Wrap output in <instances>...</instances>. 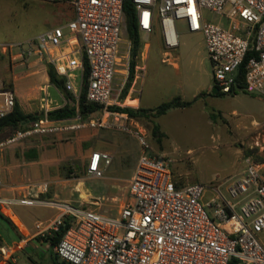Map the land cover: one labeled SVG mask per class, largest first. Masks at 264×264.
Instances as JSON below:
<instances>
[{"label":"built area","instance_id":"obj_1","mask_svg":"<svg viewBox=\"0 0 264 264\" xmlns=\"http://www.w3.org/2000/svg\"><path fill=\"white\" fill-rule=\"evenodd\" d=\"M68 4L73 17L25 42L0 45L3 54L25 68L53 66L78 102L86 69L87 100L100 106L102 119L83 121L81 116L51 120L48 112L54 101L42 93L44 117L16 131L0 144L14 143L31 136L53 135L82 127L119 128L130 132V118L116 108L136 110L132 96L147 74V39L161 26L165 52L162 62L176 66L173 53L179 48L176 22L182 21L190 33L204 37L213 69L214 87L223 95L247 93L264 98V0H130L144 39L143 62L134 69L131 80V43L123 51L127 33L124 0H38ZM208 11L227 21V27L209 23ZM146 55V56H145ZM13 62V63H14ZM121 69V71H120ZM130 88L125 98L124 92ZM51 85V84H50ZM54 87V86H53ZM13 89L0 83V120L13 113ZM131 100V101H130ZM142 152L129 184L128 200L115 218L69 203L38 201L29 195L16 202L37 203L53 208L56 216L36 225V236L48 237L65 229L54 247L66 264H264V165L246 160L244 173L229 184V197L216 195L203 202L206 187L200 183L181 184L170 170V159L155 155L146 133L133 132ZM102 163L111 158L93 153L88 174L103 176ZM2 162L0 157V186ZM46 193L48 183L35 187ZM14 201L0 199L1 206ZM209 210L213 211V215ZM11 256L0 248V264Z\"/></svg>","mask_w":264,"mask_h":264},{"label":"rangeland","instance_id":"obj_2","mask_svg":"<svg viewBox=\"0 0 264 264\" xmlns=\"http://www.w3.org/2000/svg\"><path fill=\"white\" fill-rule=\"evenodd\" d=\"M72 15L70 6L64 2L0 0V45L25 42L65 23ZM205 17L209 23L218 24L221 21V26L227 27V21L217 15L206 11ZM176 28L179 48L173 55L178 58V68L162 62L165 47L160 25L155 27L147 39L149 48L145 60L147 74L144 78L143 107L156 108L177 96L185 101H193L199 96L190 108L173 109L158 119L141 118L135 119L136 122L128 121L127 126L132 133L117 127L87 126L73 133L72 138L59 139L61 133L36 137L38 143L35 146L41 153L42 161L52 166V175H57L63 182L71 181L72 187L62 189L64 193L68 190L73 194L69 204L92 209L112 218L119 215L121 205L129 198L127 193L129 180L127 181L126 177L130 175L142 152L138 140L136 145L127 139L137 130L146 133L150 149L155 155L171 160L170 170L176 181L181 184L200 183L206 187L204 203L216 195L229 197L227 188L243 174L246 160L264 164V104L257 99L258 96L247 93L240 92L236 96L213 94L215 88L213 69L207 56L203 35L190 33L182 21L176 22ZM144 38L145 36L141 35L143 49L138 60L140 65L143 62L142 53L144 40L146 41ZM123 39L124 51L129 46L127 33ZM12 54L10 52L3 54L0 49V71L1 64H6L10 68L20 63L12 60ZM31 72L32 70L25 71L20 77L30 74L23 81L29 87L36 86L35 92L33 90L24 95L19 85H15L14 88L12 79L4 84L19 93L20 98L17 96L15 98L22 104L21 108L25 113L39 115L43 111L42 95L38 88L47 82L42 81L40 74L31 75ZM23 90L27 91L25 88ZM48 95L54 101L52 110L60 105L64 107L66 104L72 106L76 104L74 98L65 97L53 87L48 89ZM234 110L238 114H233ZM102 118L103 116L97 113L84 121ZM154 125H158L164 134L161 143L152 135ZM13 132L11 129L9 133ZM109 145L114 146L118 155L113 166H104L102 163L103 176L99 178L90 176L87 172V155L104 146L109 148ZM8 149L0 148L2 165L5 164L4 153ZM113 170L116 172L112 173ZM47 174L45 176L49 177V172ZM50 185L48 192L45 193L46 201H50L48 200L51 197ZM94 202L98 204H93ZM34 210L41 215L39 219L42 221L53 214L49 209ZM209 212L213 215L212 210ZM0 233L8 241L9 237L17 239L10 224L1 219ZM36 239L43 241V237L40 236ZM261 240L264 244V232ZM14 260L16 261L13 263ZM52 262L51 253L44 247L34 249L31 246L25 252L12 254L3 264H52Z\"/></svg>","mask_w":264,"mask_h":264},{"label":"crops","instance_id":"obj_3","mask_svg":"<svg viewBox=\"0 0 264 264\" xmlns=\"http://www.w3.org/2000/svg\"><path fill=\"white\" fill-rule=\"evenodd\" d=\"M175 67L178 68V64ZM41 69H43V66L33 65L27 69L20 63L16 65L14 64L10 68L6 64H1L0 83H5L6 81H9L10 79H12L14 88H15V85H19L25 95V93L32 92L36 88V86L33 85V87H29L26 83H24L23 79L29 76L30 74L26 75L25 77H20V75L21 73H24L25 71L29 72L30 70H32L31 75L40 74L42 81L47 82L46 85L40 86L38 88L40 95H42L40 91L42 88H44L47 85L49 86V88L53 86L50 85L49 83L47 71L38 73V71ZM144 85H145V79L139 82V85L137 86V90L139 91V93H136L132 96L133 98H135V101L129 103L132 105H136V110L140 108L151 109V108L143 107L142 95H143ZM24 88L27 89V91H24L23 90ZM36 93H38V90ZM15 95L18 98H20L19 93L15 92ZM236 95H233V96H236ZM196 98L198 99L199 96H197ZM257 99H259V101L262 104H264V98L258 97ZM18 103H19V100H18ZM19 104L20 106H22L21 103ZM58 107L61 108L62 106L60 105ZM183 109H186V108H183ZM233 114H238V112L234 110ZM134 120L135 119H130V121L136 122ZM10 131L11 129H7L0 134V144L7 141L9 138L13 136L14 132L10 134L9 133ZM76 131L77 130L62 132L61 134H59V136L58 135L57 136L59 139L72 138L73 133H75ZM36 137H41V136L40 135L31 136L21 141H16L14 143L6 144L5 146H3L9 149L4 153L5 164L2 165V185L0 186V199L14 201V203L6 207L0 205V213L5 217V218H0V219L7 221L10 224L17 239H10L11 237H9V241H8V239H6L4 235L0 233V248H5L6 250H9V251L12 250V252L10 253L12 255V254H17L19 252H25L26 249L31 246H33L34 249H38V247L40 246V247H44L45 250L51 253V258L53 261L52 264H64L65 262L61 261L56 256L54 247H52L49 242L36 239L37 237L36 236V233H37L36 225L38 223H45L53 219L56 216L57 211L53 208L43 206L39 203L33 206H26V205H21L16 202L17 200L25 198L29 195H32L33 197H38L39 198L38 201H46L47 200L46 194L39 193L35 189V187L41 183H48L49 185L51 184L50 185L51 197L48 199L50 201L68 203L69 199L73 195L68 190L65 193L62 191V189H68L69 187H72L71 181L67 180L66 182H63L61 179L57 177V175H52V171H51L52 166H48L45 162L42 161V157H40L41 153L38 151L37 146H35V144L38 143V140H36ZM127 139L132 140L136 145L138 144L136 137L133 135H131ZM119 143L122 144L121 141ZM109 146H110L109 148L107 146H104L103 148H100V150H97L93 153L99 152V153L109 156L111 158V163L110 165H108V167H112L114 159L115 157L117 158L118 155L115 152L116 150L114 149V146L112 145H109ZM93 153H91L90 155H87L86 157L87 158V170H88V165L90 162V157ZM137 164L138 162L135 163L134 167L131 170L130 175L126 177V180L127 181L129 180V184L136 170ZM47 172H49V177L45 176V174L48 175ZM115 172L116 171L113 170L112 173H115ZM40 173H42L43 175L41 176ZM128 190H129V186H128ZM93 204H98V203L94 202ZM35 208L49 209L53 212V214L51 216H47L46 217L47 219L42 221L39 219V216L41 215H38V212L34 210ZM15 261L16 260H14L13 263Z\"/></svg>","mask_w":264,"mask_h":264},{"label":"trees","instance_id":"obj_4","mask_svg":"<svg viewBox=\"0 0 264 264\" xmlns=\"http://www.w3.org/2000/svg\"><path fill=\"white\" fill-rule=\"evenodd\" d=\"M124 12L126 15V26H127V37L131 43V80L133 79L134 69L138 64V60L140 59L141 52L143 49L141 32L138 27L137 17H136V9L130 0H124ZM47 74L49 78V83L54 86L60 93L64 94L65 97L74 98L73 94L67 90L66 87V79L64 77H59L53 68V66H48ZM87 78H88V69H86L84 82L82 87V92L78 102L75 100V105L66 104L64 107L54 109L48 112V117L51 120H67L81 116L82 120H87L90 116L99 113L100 106L89 103L87 100ZM130 83L128 84L123 98L126 97L127 92L130 88ZM217 95H222L218 93ZM197 100V98L193 101H184L180 96L173 98L170 101L164 102L156 108L153 109H143L140 108L138 110H133L129 108H116V110L127 113L130 119H157L161 116L166 115L169 111L173 109H183L189 108L193 105V103ZM44 117V113H40L39 115H32L25 113L18 101H16L15 108L12 114L7 116L6 118L0 120V133L4 132L7 129H13L14 133L18 130L27 129L31 120ZM153 137L159 142H162V138L164 134L161 133L160 127L158 125H154L152 129ZM0 218H5L0 213ZM65 229H62L60 232L54 233L52 236H48L43 238L44 241L50 243L52 247H55L61 240ZM66 264V263H64Z\"/></svg>","mask_w":264,"mask_h":264},{"label":"water","instance_id":"obj_5","mask_svg":"<svg viewBox=\"0 0 264 264\" xmlns=\"http://www.w3.org/2000/svg\"><path fill=\"white\" fill-rule=\"evenodd\" d=\"M218 93H219L218 89L217 88H214L213 89V94L217 95ZM34 121H35V119L31 120V122H34Z\"/></svg>","mask_w":264,"mask_h":264}]
</instances>
